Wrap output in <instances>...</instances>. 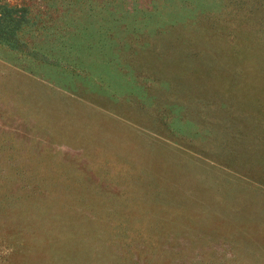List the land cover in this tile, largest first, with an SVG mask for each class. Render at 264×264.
Masks as SVG:
<instances>
[{
	"label": "rangeland",
	"instance_id": "1",
	"mask_svg": "<svg viewBox=\"0 0 264 264\" xmlns=\"http://www.w3.org/2000/svg\"><path fill=\"white\" fill-rule=\"evenodd\" d=\"M0 264H264V0H0Z\"/></svg>",
	"mask_w": 264,
	"mask_h": 264
}]
</instances>
